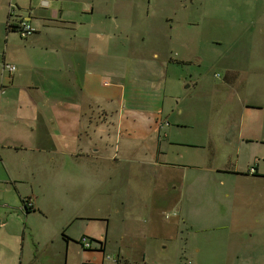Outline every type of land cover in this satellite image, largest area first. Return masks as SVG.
Here are the masks:
<instances>
[{"label": "crops", "instance_id": "obj_1", "mask_svg": "<svg viewBox=\"0 0 264 264\" xmlns=\"http://www.w3.org/2000/svg\"><path fill=\"white\" fill-rule=\"evenodd\" d=\"M175 6L168 0H0V195L14 191V205L0 200V237L15 230L5 251L9 264H72L71 255L82 264H111L106 258L135 264L126 254L145 263L148 253L164 252L172 241L198 254L181 228L197 203L195 189L217 184L225 187L224 198L235 199L239 185L264 181V104L234 100L240 70L228 69L225 77L234 92L221 104L229 130L208 134L195 114L179 118L190 104L206 103L180 100L170 79L179 66L203 60L207 40L198 23L203 9ZM22 20L35 29L27 39L17 31ZM9 65L16 67L12 76ZM88 110H95L93 122ZM244 153L250 165L240 164ZM131 176L154 196L137 215L123 194ZM28 199L30 210L22 207ZM55 211L60 222L50 224L54 232L46 239L43 231L52 229L43 220ZM23 214L40 220L21 229ZM128 221L131 230L123 226ZM58 229L65 244H53ZM28 234L33 247L25 245ZM81 236L93 248L72 252L70 242ZM131 236L136 240L127 241ZM109 252L115 256L106 257ZM194 262L202 261L195 256Z\"/></svg>", "mask_w": 264, "mask_h": 264}, {"label": "rangeland", "instance_id": "obj_2", "mask_svg": "<svg viewBox=\"0 0 264 264\" xmlns=\"http://www.w3.org/2000/svg\"><path fill=\"white\" fill-rule=\"evenodd\" d=\"M176 1H180L181 6L191 5L195 11L203 9L204 14L198 18V23L201 25L202 36L207 40L206 47L203 48V60L199 64L193 62L188 67L179 66L177 75L174 74V78L170 79L172 85L176 83L180 100L188 101L192 96L206 103L190 104V112L183 113V117L179 118L188 121L195 114L201 123L207 122L204 126L201 124L200 130L201 132L206 130L208 134L229 130L231 123H228L224 116L227 112L226 108L224 105L221 108L223 101L228 100L234 93L225 85L228 69L237 68L242 72L234 88L237 94L234 100L249 104H264V61L258 60L264 54V0H168L169 6L174 7ZM244 12L247 14H242ZM176 21L180 25L181 21L178 19ZM180 34L182 36L181 30ZM195 82L199 85L196 86ZM187 85L191 86L186 88ZM195 99L193 100L196 101ZM86 117L93 122L97 117L95 110L93 112L88 110ZM199 127L196 126V129L198 130ZM194 130L192 128L191 132ZM252 162L250 154L241 155L242 166L250 165ZM128 180L131 182L128 181L127 186L123 188V194L129 200L128 207L134 208L133 213L137 211V215L141 213L138 212L139 205L146 204L154 196L151 188L145 185L140 188L136 186L139 182L137 177L131 176ZM211 184L208 183L200 190L195 189L193 198L197 203L195 202L190 208L187 222L181 221L183 232L189 236L193 248L199 249V253L196 254L188 248L184 250L183 244L172 241L166 251L158 254L148 253L149 259L145 263L195 264L196 256L202 261L200 264H264V181L253 185H239L235 199L232 196L230 199L224 198L225 187ZM186 191L189 192L190 189L186 188ZM13 194V190L5 192L3 196L0 195V200L13 204ZM204 205L207 211L200 212ZM22 207L24 208L23 204ZM55 212V216L43 220L52 230L50 224H55L56 227L60 222L58 214L60 211ZM184 214L187 215L186 212ZM37 218H26L23 214L21 221H17L19 228L21 226L23 229L26 225L34 227L40 220L39 217ZM141 218V221L146 219L143 216ZM76 226V224L71 225L67 234L75 232ZM123 226H128V230H131L130 221ZM52 230L43 231L48 235L46 239L51 237L54 232ZM113 230L117 229L111 231ZM14 231L3 232L0 237V264H9L5 251L10 250L12 244L14 245ZM57 231L58 236H52L55 239L53 244H65L62 235L59 237L60 233H63L60 229ZM81 237L77 240L78 244L70 242L72 252L74 248H82L79 242ZM60 238L63 240L62 243L59 242ZM134 239L136 240L131 236L127 241L132 242ZM20 243H22L21 238ZM34 243L28 234L25 245L33 247ZM126 255H129L131 263L145 264L138 254ZM113 256H115L113 252L106 254V257ZM106 259L113 264L112 260ZM71 262L82 264L81 259L76 255H71Z\"/></svg>", "mask_w": 264, "mask_h": 264}, {"label": "built area", "instance_id": "obj_3", "mask_svg": "<svg viewBox=\"0 0 264 264\" xmlns=\"http://www.w3.org/2000/svg\"><path fill=\"white\" fill-rule=\"evenodd\" d=\"M17 31L20 37L23 39H27L35 33V29L25 20L20 21V23L17 26ZM15 71H16V67L14 65L8 66V72L10 76H12L15 73ZM248 173L251 175L255 174L256 173L255 167H251ZM0 206H1V203H0ZM23 206L26 210L32 209L33 207L32 200L31 199L26 200ZM79 242L83 249L91 250L93 248V240L86 236L81 237Z\"/></svg>", "mask_w": 264, "mask_h": 264}]
</instances>
